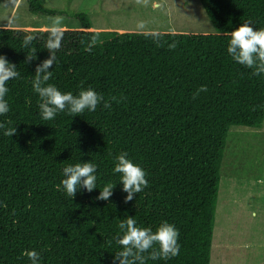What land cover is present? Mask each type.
Here are the masks:
<instances>
[{
    "label": "trees",
    "instance_id": "16d2710c",
    "mask_svg": "<svg viewBox=\"0 0 264 264\" xmlns=\"http://www.w3.org/2000/svg\"><path fill=\"white\" fill-rule=\"evenodd\" d=\"M27 1L32 12L57 13L43 0ZM199 2L213 33L100 32L77 12L81 29L63 31L48 83L73 95L91 88L111 108L102 101L94 112H58L49 121L41 118L31 83L49 56V34L0 27V54L20 73L7 82L9 112L0 115L17 133L9 138L0 130V264H31L23 255L31 250L40 253L39 264H113L121 250L118 225L127 216L139 227L155 231L168 222L179 232L178 256L146 264H210L229 129L264 122V74L233 60L228 32L248 20L264 28V0ZM96 32L97 43L86 51ZM26 35L34 37L28 48ZM32 48L36 59L25 62ZM202 85L207 91L194 99ZM121 152L148 180L128 203L113 172ZM86 161L97 165V188H81L71 199L60 185L63 168ZM109 183L110 199L97 200Z\"/></svg>",
    "mask_w": 264,
    "mask_h": 264
},
{
    "label": "rangeland",
    "instance_id": "374dc122",
    "mask_svg": "<svg viewBox=\"0 0 264 264\" xmlns=\"http://www.w3.org/2000/svg\"><path fill=\"white\" fill-rule=\"evenodd\" d=\"M55 14L36 13L27 0H0V27L49 34L51 17L63 31L79 30L77 12L100 32L213 33L199 0H43ZM142 25V26H141ZM210 264H264V122L232 126L220 166Z\"/></svg>",
    "mask_w": 264,
    "mask_h": 264
},
{
    "label": "clouds",
    "instance_id": "9594fccd",
    "mask_svg": "<svg viewBox=\"0 0 264 264\" xmlns=\"http://www.w3.org/2000/svg\"><path fill=\"white\" fill-rule=\"evenodd\" d=\"M50 19L51 26L45 45L49 56L35 67V75L31 81L33 91L40 98L38 107L41 118L45 121L53 120L58 112L65 111L71 117L80 116L85 110L96 111L102 101L103 108L110 109L111 104L91 88L82 89L78 95H73L72 92H62L54 84L48 83L53 76L49 69L56 63L55 53L60 49L63 39L62 23L64 18L55 16ZM252 23L251 20H248L228 32L230 39L227 52L237 63L253 69V75H260L264 74V28L256 30L251 26ZM153 35L157 38L159 36L158 33H153ZM99 36V32L92 35L88 46L85 48L86 51H91ZM33 39V36L26 35L22 47L28 48ZM175 46V43L169 45L170 48H175ZM35 53L34 48L30 49V54L25 56V62L35 60ZM19 76L17 66L10 63L3 54H0V115H6L9 112V106L5 100L9 91V88L6 87L7 82ZM202 91L206 92L207 87L202 85L197 89L193 98L195 99ZM10 123L11 121L0 122V130H3V135L9 138L17 134L15 127H8ZM115 161L113 172L120 174L122 191L127 194L124 197V202L128 203L134 200L137 193L148 187L146 173L128 158L127 152H121L115 157ZM96 170L97 165L90 161L64 167V178L60 181V185H62L66 195L72 199L81 188L89 193L96 189ZM114 187V184H106L96 199L108 201L113 194ZM118 227L122 235L115 238V243L120 246L121 250L114 253L113 264H146L148 259L167 260L180 254L179 232L174 225L168 222H162L153 231L148 227L137 226V221L133 216H127L119 223ZM156 245L158 248L154 247ZM23 255L31 261V264H39L41 259L40 253L35 250L25 251Z\"/></svg>",
    "mask_w": 264,
    "mask_h": 264
}]
</instances>
